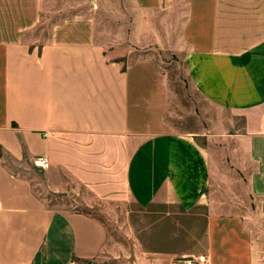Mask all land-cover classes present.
I'll use <instances>...</instances> for the list:
<instances>
[{
  "label": "crops",
  "instance_id": "crops-1",
  "mask_svg": "<svg viewBox=\"0 0 264 264\" xmlns=\"http://www.w3.org/2000/svg\"><path fill=\"white\" fill-rule=\"evenodd\" d=\"M123 1L114 33L78 14L40 45L28 32L48 0H0V264H177L184 256L264 264V0ZM150 48L185 60L203 98L229 114L228 136L139 128L124 58ZM220 142L225 161L209 146ZM7 156L21 164L46 156L43 186L71 195L73 208L49 206ZM224 190L234 200L224 201ZM173 205L206 213L195 250L110 241L91 212Z\"/></svg>",
  "mask_w": 264,
  "mask_h": 264
},
{
  "label": "rangeland",
  "instance_id": "rangeland-1",
  "mask_svg": "<svg viewBox=\"0 0 264 264\" xmlns=\"http://www.w3.org/2000/svg\"><path fill=\"white\" fill-rule=\"evenodd\" d=\"M118 1L120 6L124 2L123 0H48L43 11V19L36 28L28 32V40L41 45L49 40L55 24L85 13L92 14L100 26L114 33L117 25L121 23L115 16ZM99 40L109 42L105 35H99ZM124 62L125 66H130L131 71V114L132 117L137 115L140 129L151 125L153 131L157 132L209 134L214 130H226L225 135L230 134L231 131L227 128L229 114L203 98L191 81L184 59L167 49L150 48L131 50V54L124 58ZM200 138L201 142H205L204 136ZM209 146L216 148L220 158L226 160L227 142L210 143ZM5 159L15 173L31 180L35 191L45 198L49 206L73 208L68 198L71 195L66 196L67 193L65 196L53 195L47 191L43 186L44 171L36 166L34 161L21 164L8 156ZM237 187V197L241 200L246 197L248 201L244 186ZM223 194L224 201L235 198L234 195L228 196L226 190ZM229 206H224L222 211L237 212L238 208ZM102 210L92 209L91 212L105 222L110 241L125 246H128V241L137 239L146 247L183 249L192 246L195 250L197 238L201 236L206 225L205 211H200L198 214H183L174 205L147 209L134 206ZM193 228L194 239L189 240L186 235ZM181 258L176 259L177 264ZM118 260L108 259L105 264H132L129 257Z\"/></svg>",
  "mask_w": 264,
  "mask_h": 264
},
{
  "label": "built area",
  "instance_id": "built-area-1",
  "mask_svg": "<svg viewBox=\"0 0 264 264\" xmlns=\"http://www.w3.org/2000/svg\"><path fill=\"white\" fill-rule=\"evenodd\" d=\"M36 166L41 168H47L49 163L46 156L37 157L34 160ZM180 264H210L209 256H184L179 261Z\"/></svg>",
  "mask_w": 264,
  "mask_h": 264
},
{
  "label": "trees",
  "instance_id": "trees-1",
  "mask_svg": "<svg viewBox=\"0 0 264 264\" xmlns=\"http://www.w3.org/2000/svg\"><path fill=\"white\" fill-rule=\"evenodd\" d=\"M0 156H4V153L2 151V148L0 147ZM77 261L80 263V264H90L88 261H84V260H78Z\"/></svg>",
  "mask_w": 264,
  "mask_h": 264
}]
</instances>
